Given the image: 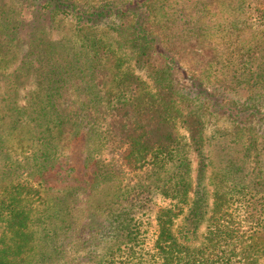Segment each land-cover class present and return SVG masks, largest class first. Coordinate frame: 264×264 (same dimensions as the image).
Here are the masks:
<instances>
[{"label":"trees","instance_id":"obj_1","mask_svg":"<svg viewBox=\"0 0 264 264\" xmlns=\"http://www.w3.org/2000/svg\"><path fill=\"white\" fill-rule=\"evenodd\" d=\"M18 2L0 0V264H264V33L247 34L264 0H191L162 23L160 0ZM222 6L245 36L224 58ZM222 59L228 80L204 81ZM207 114L246 136L240 155L204 154Z\"/></svg>","mask_w":264,"mask_h":264},{"label":"rangeland","instance_id":"obj_2","mask_svg":"<svg viewBox=\"0 0 264 264\" xmlns=\"http://www.w3.org/2000/svg\"><path fill=\"white\" fill-rule=\"evenodd\" d=\"M3 1L9 5H12L15 8L22 7V4L18 2V0H3ZM259 1L260 0L258 1L255 0L256 3L254 4H258ZM190 2L191 0H160V3L163 5V7L161 8L157 7L154 9L152 8L150 11L151 16L153 17L154 21L162 23L164 21L163 14L166 11H169V13H172L176 11V9H180L181 5H187ZM220 9L222 10V13L219 12L218 17H217L218 21L220 22V26L219 27L217 26L216 28L212 29L214 34H212L211 38H212V41L217 42L218 40L219 43L222 40L221 53L219 54H221V58H224L226 56L228 43L231 44L232 41H234V45L236 47V44L241 43L245 36H239V35L237 36V32H234L233 30L230 29L231 19L233 20L234 16L230 14L229 8H225L224 6H222L220 7ZM260 11L264 12V10H260ZM263 17H264V13H260V12L253 13L252 18H251L253 29L247 32V34L249 35V38H253L254 36H256V33H264ZM239 32L240 31H238V33ZM109 36L114 38V33L109 32ZM225 63L227 62L222 59L217 64L213 63L212 66L208 67V71L205 72L206 74L203 77L204 81L206 82L211 81L215 83L217 81L223 82L224 80H228L226 79L228 75L225 72L226 71ZM137 73H139V71H137ZM139 74L143 76V72H140ZM188 76L187 78L189 79ZM209 86L211 87L212 85H209ZM223 92L229 95L230 97L234 96L235 98H240V99L245 98V96H247L248 94L245 89V86H241L237 90V92H229V91H223ZM263 104H264V98H263ZM205 122H206L205 123L206 129L204 133V136H205V149H204L205 153L204 154L209 155V157H211L209 158L210 161L212 160V162H215L216 160H218L219 153L226 150V146L232 147V151H233L232 153L235 154V157L237 156V154L238 155L241 154V151L244 150L247 144L246 136L243 133H241L237 129V127H235L229 121V119L226 118V116H216L214 114H207L205 116ZM262 129H263L262 132H264V127ZM177 130L182 138H185L187 136L183 128H177ZM222 147L224 148L223 150H221ZM259 151H260V159H261L260 165H261V168L264 169V137L263 139H259ZM189 158L191 160L190 178L192 179L191 181L192 186L190 187V190H189V197L190 199H192L194 196L195 188H196L197 165H198L199 158H197L196 153H191ZM257 158L250 156L248 158L243 159L245 170L242 172L243 173L249 172L247 174H250V172L252 171V174H253L255 171H258L259 167H255ZM213 172L214 171H213L212 165H209L206 177L204 178V182H205L204 184L209 190L207 193H208V196L210 197L213 195V193L216 190L214 188V185L211 184V182L213 181V179H211L212 177L211 174ZM157 203L160 204L161 200L158 199ZM81 205H83V203H81ZM177 223H179V221H177ZM205 224L206 223H203L200 226L198 233L202 234V232H205V229H206ZM0 232H1V227H0ZM199 240H195L194 243L198 244ZM102 247H100L96 251L95 253L96 257L104 253L105 248H102ZM48 248L49 250L51 249L50 245ZM48 256H49L48 253L45 254V257L42 258V260L38 264H65L64 263L65 260H63L62 257H60V255H58L57 257H53L51 259ZM86 262L87 261H84L83 264H86ZM261 262L264 263V257L261 259ZM68 264H77V261H74L73 263H68Z\"/></svg>","mask_w":264,"mask_h":264}]
</instances>
